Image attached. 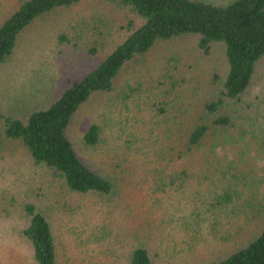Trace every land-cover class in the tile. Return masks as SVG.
Masks as SVG:
<instances>
[{
	"label": "trees",
	"instance_id": "16d2710c",
	"mask_svg": "<svg viewBox=\"0 0 264 264\" xmlns=\"http://www.w3.org/2000/svg\"><path fill=\"white\" fill-rule=\"evenodd\" d=\"M80 1L19 0L0 21V67L13 60L20 34L31 23ZM100 1L123 13L126 32L120 42L85 74L67 75L50 101L24 117L0 114L4 166L22 158L32 170H24L19 178L12 172V176L0 172L1 230L10 232L11 237L19 235L36 264H57V215L87 227L94 223L93 210H106L101 204L113 195L114 187L110 179L80 157L67 135L68 126L91 95L113 92L122 72L143 60L158 42L188 39L204 54L213 46L221 48L225 70L216 76L219 88L215 94L201 102L188 97L184 102L187 95L178 88L169 59L165 67L160 65L144 91L136 93L138 86L127 90L134 93L133 110L120 125L114 157L119 166L130 167L137 190L150 193L131 192L134 198L128 212L138 210L141 225L133 233L135 241L128 248L126 264H172L183 250L197 251L196 258L203 252V260L195 264H264V220L238 242L235 238L242 230L238 226L242 219L232 217L220 201H229L227 192L233 189V183L225 180L227 171L230 178L237 177L230 167L234 160L224 150L232 138L231 106L242 101L264 60V0H231L225 4L203 0ZM64 34L58 39L64 40ZM170 61L174 67V58ZM128 96L124 94V98ZM102 130L101 124L86 126L81 139L85 149L105 148ZM131 179L123 187L134 189ZM222 183L228 187L220 190ZM205 184L211 187L202 189ZM191 186L198 188L195 194L186 192ZM168 205L173 206L171 210ZM91 231V238L85 239L84 233L78 236L70 229L74 246L85 241L102 245L98 233ZM214 245L233 247L230 253L216 258L209 252Z\"/></svg>",
	"mask_w": 264,
	"mask_h": 264
},
{
	"label": "rangeland",
	"instance_id": "374dc122",
	"mask_svg": "<svg viewBox=\"0 0 264 264\" xmlns=\"http://www.w3.org/2000/svg\"><path fill=\"white\" fill-rule=\"evenodd\" d=\"M203 1L225 4L231 0ZM18 3L19 0H0V21ZM125 32L123 13L112 10L100 0H81L71 8L36 19L20 34L13 60L0 67V114L4 112L5 115L24 117L30 110L47 103L63 87L67 75L77 77L88 72L120 42ZM63 33L65 39H58ZM171 58H174V67ZM168 59L172 67L171 74H177L178 88L187 95L180 97L184 102L187 97L201 102L218 90L219 81L216 76H221L225 70L221 48L213 46L209 54H204L192 40L178 38L158 42L143 60L133 62L130 68L122 72L113 92L95 93L80 106L67 128V135L80 157L113 182V195L101 204L106 210H93L90 213L94 223L86 224L87 227H80L68 219L64 221L60 214L57 215L54 221L57 264H126L128 248L135 241L133 233L141 225V218L137 217L139 211L131 209L128 212V205L133 203L134 194L143 195L147 191L137 190L138 185L132 184L135 178L131 179L134 175L129 173L130 167L127 164L119 166L117 157H114L117 154L115 145L120 137V125L133 110L134 93L127 90L138 86L136 93L144 91L151 77L156 76L160 65L165 67ZM123 92L129 93L127 99ZM147 112V115L151 114L150 109ZM231 112L233 126L229 127V134L232 138L224 150H227L228 158L234 160L230 167H233L237 177L230 178L227 171L225 180L233 183V189L227 192L229 201H220L227 206L225 208L232 217L238 215L242 219L238 225L242 226V230H239V238H235L239 242L247 237L257 222L264 220V60L259 64L242 101L233 104ZM89 123L103 126V150L85 149L82 145L81 139ZM3 163L0 157V172L8 176H12V172L14 178L22 177L24 170L30 169L22 158H15L9 166ZM129 178L134 189L127 185L123 187ZM194 187L186 188V192L195 194L198 188ZM209 187L211 185L205 184L202 189ZM227 187V184L222 183L218 188L222 190ZM214 188L217 189L216 186ZM175 204L180 203L176 201ZM172 207L167 206L168 210ZM72 228L78 236L84 233L85 239L91 238L89 233L92 229L98 233L102 245L85 241L84 245L74 246V236L70 235ZM1 229L0 225V264H36L20 236L11 237L10 232L5 233ZM118 235L121 237L118 238ZM212 247L210 255L217 258L230 253L233 246ZM197 255V251L190 253L183 250L172 264H195L202 261L203 252L198 258ZM163 258L159 263H162Z\"/></svg>",
	"mask_w": 264,
	"mask_h": 264
}]
</instances>
